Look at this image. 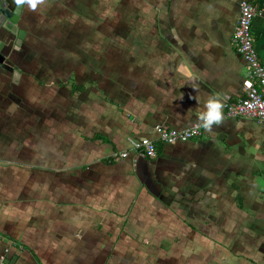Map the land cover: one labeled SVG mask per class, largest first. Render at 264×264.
Returning a JSON list of instances; mask_svg holds the SVG:
<instances>
[{
  "label": "crops",
  "instance_id": "0c3cea01",
  "mask_svg": "<svg viewBox=\"0 0 264 264\" xmlns=\"http://www.w3.org/2000/svg\"><path fill=\"white\" fill-rule=\"evenodd\" d=\"M244 1L264 67V0H26L23 39L0 52L6 264H241L218 239L247 212L264 226V125L225 118ZM194 125L186 143L153 132ZM143 138L155 158H111Z\"/></svg>",
  "mask_w": 264,
  "mask_h": 264
},
{
  "label": "built area",
  "instance_id": "2783aa9c",
  "mask_svg": "<svg viewBox=\"0 0 264 264\" xmlns=\"http://www.w3.org/2000/svg\"><path fill=\"white\" fill-rule=\"evenodd\" d=\"M255 16L256 10L250 3L245 1L240 3L239 18L232 39V47L245 64V74L242 81L243 95L236 102H225V118L249 119L264 125V67L255 51L252 33V23ZM153 132L157 136L156 140L165 145L186 143L202 137L201 128L197 125L181 131L156 126ZM130 154L148 159L155 158V141L149 138L131 140L127 150L114 153L111 158L123 160L128 158ZM5 253H7V249ZM0 264H6L4 256H0Z\"/></svg>",
  "mask_w": 264,
  "mask_h": 264
},
{
  "label": "rangeland",
  "instance_id": "374dc122",
  "mask_svg": "<svg viewBox=\"0 0 264 264\" xmlns=\"http://www.w3.org/2000/svg\"><path fill=\"white\" fill-rule=\"evenodd\" d=\"M24 15V14H23ZM258 192H264L259 190ZM248 216L246 220L237 219L234 224H230L228 215L225 214L227 222L223 225V233L220 234L219 247H226L230 251V255L233 259H239L241 264H264V226H260V232L254 230L255 220H253L257 214L247 212ZM256 215V216H255ZM260 217V215L258 214ZM225 220V221H226ZM224 221V222H225ZM252 226V228H250ZM241 234V236L234 237L231 233ZM221 254V252H220ZM228 259V258H226Z\"/></svg>",
  "mask_w": 264,
  "mask_h": 264
},
{
  "label": "water",
  "instance_id": "95a60500",
  "mask_svg": "<svg viewBox=\"0 0 264 264\" xmlns=\"http://www.w3.org/2000/svg\"><path fill=\"white\" fill-rule=\"evenodd\" d=\"M10 1L15 3L12 10ZM25 9L26 0H0V52L9 46L11 38H17L18 41L23 39L25 32L20 23Z\"/></svg>",
  "mask_w": 264,
  "mask_h": 264
},
{
  "label": "clouds",
  "instance_id": "9594fccd",
  "mask_svg": "<svg viewBox=\"0 0 264 264\" xmlns=\"http://www.w3.org/2000/svg\"><path fill=\"white\" fill-rule=\"evenodd\" d=\"M222 105L215 98H210L206 103V111L202 114L201 119L204 127L210 129L214 123H219L222 119Z\"/></svg>",
  "mask_w": 264,
  "mask_h": 264
},
{
  "label": "flooded vegetation",
  "instance_id": "af4514ba",
  "mask_svg": "<svg viewBox=\"0 0 264 264\" xmlns=\"http://www.w3.org/2000/svg\"><path fill=\"white\" fill-rule=\"evenodd\" d=\"M9 3H10V8H11V10H12V8L15 7V3H13V2L11 3V1H10ZM21 19H22V18H21ZM9 27H10V26H9ZM3 50H4V49H2L1 51H3Z\"/></svg>",
  "mask_w": 264,
  "mask_h": 264
},
{
  "label": "snow or ice",
  "instance_id": "6c2138e0",
  "mask_svg": "<svg viewBox=\"0 0 264 264\" xmlns=\"http://www.w3.org/2000/svg\"><path fill=\"white\" fill-rule=\"evenodd\" d=\"M30 3H32V0H29ZM32 6L35 7V3H32Z\"/></svg>",
  "mask_w": 264,
  "mask_h": 264
}]
</instances>
